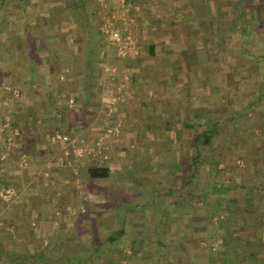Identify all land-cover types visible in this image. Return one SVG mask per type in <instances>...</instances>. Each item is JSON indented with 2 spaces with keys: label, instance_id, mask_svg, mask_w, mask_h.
I'll return each mask as SVG.
<instances>
[{
  "label": "crops",
  "instance_id": "1",
  "mask_svg": "<svg viewBox=\"0 0 264 264\" xmlns=\"http://www.w3.org/2000/svg\"><path fill=\"white\" fill-rule=\"evenodd\" d=\"M61 2L44 0L42 16ZM86 3L102 16L91 68L84 35L60 34L58 61L56 35L37 30L31 67L27 45L15 50L26 37L0 38V248L15 232L45 245L71 230L64 218L77 205L95 217L96 232L115 230L124 213L122 251L102 264H156L141 253L165 217L164 232L184 230L194 241L179 236L166 264H264V0ZM109 23L135 41L123 56L104 33ZM243 107L252 111L248 134L259 139L237 152L220 132L217 145L200 150L194 178L195 134L231 124ZM93 167L107 177L90 178Z\"/></svg>",
  "mask_w": 264,
  "mask_h": 264
},
{
  "label": "trees",
  "instance_id": "2",
  "mask_svg": "<svg viewBox=\"0 0 264 264\" xmlns=\"http://www.w3.org/2000/svg\"><path fill=\"white\" fill-rule=\"evenodd\" d=\"M43 1L44 0H0V38L6 33L15 34L18 31L24 38L26 37L25 43L21 42V40L16 41L15 50L20 52L23 44L27 45L31 67L38 65L35 55L39 51L35 47L32 37L33 34L37 33V30L56 35L57 46L53 51L54 53L52 52V55L56 57L58 61L61 60V56L58 53L61 47L60 45H63V43L59 41L60 34L69 33L73 35H84L86 40L82 43L85 52V61L83 64L85 68H91L94 62L92 53L95 49L97 50V47L99 48L103 37L101 14L89 8L86 0H62L61 3L55 4L52 7L47 16L43 17L40 9ZM15 14L18 17H14ZM37 19H39L38 23ZM95 21L97 22L95 23ZM65 23L68 24L67 27H65ZM3 26L8 27L9 30L5 31ZM28 35L31 36L29 40H27ZM8 47L7 45L5 50H7ZM7 63L9 66V62ZM32 76H34L33 73ZM263 83L264 75L262 79H260V85H263ZM260 90H262L261 92H263L264 95L262 86H260ZM261 92L258 91L259 94H261ZM261 96L259 95V98ZM207 124L208 123H206V125ZM220 124L223 123L211 122L210 128H206L203 132L195 134L194 147L196 155L194 157V167L196 173L194 178L197 177V173H199L198 161L202 157L200 150H204V148L210 150L214 144L217 145L219 143L221 138ZM262 124L261 122L257 123L256 127ZM201 125L202 124H199L196 127L201 128ZM259 129H261V127ZM4 142H6V138L3 135L0 138V143L4 144ZM218 172L220 171L217 170L216 173L218 174ZM88 174L92 179L105 178L108 175L107 170L103 167L90 168ZM185 188L186 187H184V189ZM219 191L220 189L214 192ZM197 204L198 202H196L195 208H197ZM203 205L205 206L204 203ZM122 214L124 213L120 211V216L122 217L119 218L116 229L109 231V233L96 232V225H93L91 226L92 231H89L90 235L84 237L79 228L75 227L74 230L56 231L47 239L45 245L43 242H36L35 240L27 242V238L25 237L23 239L20 236L21 234L17 232L14 234L7 233L3 236L2 247L0 248V262L1 264H102V260L111 255L115 249L117 250V248L120 247L119 249L122 251V239L126 236V220L124 218L125 216ZM165 218L157 222L158 231L149 236L148 250H146L145 253H141L142 256L145 254H148V256L154 254V256H156V264L167 263L169 257L168 251L169 249L172 251L171 248L175 246L174 241H176L179 236L180 240L187 244L194 242L184 230L183 232L173 231L172 234L164 232L163 229L167 227ZM221 223L224 224V221ZM221 223L219 224L221 225ZM21 238L24 242L16 247L14 245L16 240H21ZM240 253H245V251H241Z\"/></svg>",
  "mask_w": 264,
  "mask_h": 264
},
{
  "label": "rangeland",
  "instance_id": "3",
  "mask_svg": "<svg viewBox=\"0 0 264 264\" xmlns=\"http://www.w3.org/2000/svg\"><path fill=\"white\" fill-rule=\"evenodd\" d=\"M122 2H123V0H118V4H121ZM3 28L5 29V31L9 30L8 27H6V26L5 27L3 26ZM258 28H260V27L258 26ZM111 29L116 31V29H115V27H113V25H112ZM121 39H122V37H121ZM122 40H124V39H122ZM245 107H247V106L245 105ZM251 112H252L251 109H249V108L245 109L243 107L242 112L240 114H238V116H239L238 120L232 121L231 124H230V122L226 123L225 126L223 124H222V126L220 125V127H221L220 131L221 132H225L226 134L230 135V137L228 136V139L231 140L230 145L232 147L236 146L238 148L237 152L242 151L241 148L245 144L244 141L246 139H248V141H249L248 144L249 145H251V141H253L254 138H255V140L259 139L256 136H254V138H251L250 134H248L250 131L247 129V126H248L249 129L251 128V123L249 121H251V119L253 118V117H251L249 115ZM244 116L248 117V119H247L248 122H243V121L240 122V119L242 117H244ZM249 117H251V118L249 119ZM228 131H230V132H228ZM115 132H117L116 129H115ZM235 133H237V136H236ZM240 133H241V135H240ZM243 136H244V138H243ZM246 136H248V138H246ZM221 138H223V137H221ZM221 138H220L219 142L221 141ZM213 146H215V145H213ZM204 151H206V150L204 149ZM9 193H11V192H9ZM71 206H73V204H71ZM73 209L76 211V213L73 214L71 212L69 214V217L68 216L65 217L64 220H66V222H68L69 226L71 224V226H70L71 230H74L75 227H78L80 232H81V234L84 235V237L86 235H90L88 232L91 230V226L96 225L95 217H90V213H86L85 216L84 215L80 216L79 214H77V212H78L77 205L75 207H73ZM77 234H79V233H77ZM216 242H218V241H216ZM216 242L212 241L209 244H207V246L209 248V251L212 252V253H216L220 249V247L217 246Z\"/></svg>",
  "mask_w": 264,
  "mask_h": 264
},
{
  "label": "built area",
  "instance_id": "4",
  "mask_svg": "<svg viewBox=\"0 0 264 264\" xmlns=\"http://www.w3.org/2000/svg\"><path fill=\"white\" fill-rule=\"evenodd\" d=\"M122 9H124L122 7ZM125 9L123 11V17H125ZM104 33L106 35H109L110 38L112 39L113 43L117 46L118 54L120 55H125L129 50L133 49V45L135 41L131 37H126L124 40L121 39V35L118 31H114L111 29V23L109 25H105L104 27ZM57 138L60 140V142L63 144V146H66L67 144L70 143V139L66 136H60L58 135ZM83 143V142H81ZM80 151L76 152V154L79 156L83 154L82 147H80ZM6 196V194H3Z\"/></svg>",
  "mask_w": 264,
  "mask_h": 264
}]
</instances>
